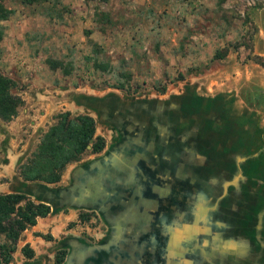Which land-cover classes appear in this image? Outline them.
Here are the masks:
<instances>
[{
  "label": "rangeland",
  "instance_id": "1",
  "mask_svg": "<svg viewBox=\"0 0 264 264\" xmlns=\"http://www.w3.org/2000/svg\"><path fill=\"white\" fill-rule=\"evenodd\" d=\"M2 3L10 13L1 21L0 73L13 80L22 103L11 119H0V191L22 189L18 165L67 110L90 115L104 146L66 166L59 185L67 184L69 166L114 146L137 143L153 152L163 144L179 168L190 163L215 189L232 184L262 202L254 197L264 192V162L239 164L254 138L264 146V0ZM103 224L96 209L76 208L66 236H42L54 245L42 264H54L65 237L94 241L90 234ZM29 262L15 248L9 264Z\"/></svg>",
  "mask_w": 264,
  "mask_h": 264
},
{
  "label": "flooded vegetation",
  "instance_id": "2",
  "mask_svg": "<svg viewBox=\"0 0 264 264\" xmlns=\"http://www.w3.org/2000/svg\"><path fill=\"white\" fill-rule=\"evenodd\" d=\"M162 140L160 137L156 142ZM259 145L256 138L251 141L249 154L242 156L240 166L243 163L255 168L253 166L264 162V146ZM158 146L154 145L153 152L141 153L128 143L116 147L108 161L126 165L129 173L127 191L120 192H128L129 196L117 201L127 203L123 212L129 209L139 212V227L144 237L142 249L145 250V254L140 255L143 256L140 264H206V259L214 264H264V192L256 190L254 198H262L259 204L257 199L244 196L250 190L240 192L243 190L239 191L232 184L217 190L206 177L201 179L192 174L188 170L190 163H186L187 168H179L175 154L163 144L161 148ZM158 155L168 160L163 161ZM222 157L227 161L233 159L230 155ZM247 177L241 175L239 180L247 181ZM149 183L152 187L145 190ZM238 194L242 197L240 201ZM112 233L104 223L96 240H82L103 244ZM113 248L118 249L117 242ZM214 252L217 256H211Z\"/></svg>",
  "mask_w": 264,
  "mask_h": 264
},
{
  "label": "trees",
  "instance_id": "3",
  "mask_svg": "<svg viewBox=\"0 0 264 264\" xmlns=\"http://www.w3.org/2000/svg\"><path fill=\"white\" fill-rule=\"evenodd\" d=\"M31 4L39 0H22ZM0 0V40L3 37L1 21L5 20L10 10ZM218 54L216 57H220ZM96 67H106L103 63ZM13 80L0 73V119L7 121L17 112L21 98L12 92ZM104 146V139L95 134L93 118L85 113L71 114L69 111L58 112L55 121L41 134L35 148L18 165V175L24 181L56 183L65 166L77 161L89 151L97 153ZM89 147V149L87 148ZM50 211L48 204L33 201L21 192L0 193V260L4 264L12 261V253L20 233L35 223L36 218L46 216ZM38 235V233L36 234ZM49 239V235L45 236ZM22 255L30 259L33 252L27 244L20 248ZM65 251L54 256V263L60 264Z\"/></svg>",
  "mask_w": 264,
  "mask_h": 264
},
{
  "label": "water",
  "instance_id": "4",
  "mask_svg": "<svg viewBox=\"0 0 264 264\" xmlns=\"http://www.w3.org/2000/svg\"><path fill=\"white\" fill-rule=\"evenodd\" d=\"M132 149H140L141 153L151 152L145 148L142 144L133 143ZM114 146L112 151L106 152L102 156L95 157L94 159L86 162L85 164L77 165L75 167V172L73 179L65 187H55L52 188L48 183L41 181H23L26 182L22 189L19 191L11 192H21V193H30L39 198L40 202H44L52 207V210H55L58 207L63 205H69L76 208H90L96 209L103 219L104 223L107 224L109 218H111L112 212L116 213L117 218L123 221L124 217V208L127 206V203L117 201L121 197L129 196L125 184L129 182V173L127 171L126 165L122 164H109L110 156L113 155ZM89 149V147H87ZM117 155V154H115ZM120 157V155H118ZM162 160H168V157L158 155ZM107 162V163H106ZM136 180H139L138 178ZM149 183L148 186H145V190L150 189L152 186ZM151 186V187H150ZM21 187V186H20ZM125 187V188H124ZM141 187L144 189L143 185ZM132 192L131 194H133ZM116 196V198H115ZM101 205V206H99ZM139 217H131V224L133 228L135 227L141 242L143 243V236L140 229ZM136 223V224H135ZM135 224V225H133ZM140 229V230H139ZM117 230L112 233L109 238L103 244H89L85 245L80 240L75 238H68L71 243H68L70 246L69 252L66 254L65 259L62 264H84L87 258L90 261H94V256H108L107 260L112 262L119 261L123 256H128L131 254L137 256V254H145L142 245L140 247H132L129 243L130 238L122 237L117 238ZM115 242H117V248H113ZM58 247H62L63 243H58ZM80 246H86L82 258H76L74 256H81L82 252H79L77 248ZM217 256V253L214 252L211 256ZM114 255V256H112ZM107 262V261H106ZM98 261L94 262V264ZM0 264H3L0 262ZM93 264V263H92Z\"/></svg>",
  "mask_w": 264,
  "mask_h": 264
},
{
  "label": "crops",
  "instance_id": "5",
  "mask_svg": "<svg viewBox=\"0 0 264 264\" xmlns=\"http://www.w3.org/2000/svg\"><path fill=\"white\" fill-rule=\"evenodd\" d=\"M263 135H264V132H263ZM68 165H70V163L67 164L66 166ZM75 167H76V164H72L71 166L68 167V170H67L68 181L66 185H59L62 174L58 182L51 183L48 185L53 186V184H56L58 187L67 186L70 183V181L73 179L72 176H74L73 174L75 172ZM63 170H65V168ZM2 172L4 173L5 170L3 169ZM11 191H14V189H5V191H0V193H7ZM63 207H66L67 209L66 212H62ZM138 214L139 212L136 211L135 209H129L124 212V217H122L123 218V221H122L117 218L116 213L112 212L111 218L108 219L107 224H106L108 230L110 231L113 230V232L117 230L118 235H119L117 236V238H122L125 236L128 239L129 237L130 238L129 243H133L132 247H135V249L136 247H140L141 245H143V243L141 242V239L139 238L138 233L136 231L132 232V230L134 229L136 230V228L135 227L133 228V226L130 225L131 217L132 218L139 217ZM75 217H76V207L69 206V205H63L61 207L56 208L55 210H52V207L50 206V211L46 216L36 218V221L33 225L26 227L21 232L15 244L16 250H20V248L23 245L27 244L28 248H30L33 252L32 257L30 259H27V260H31L32 262L31 263L29 262L27 264H42V259L44 258V256L49 255V254H54V250L52 249L54 245L51 244L52 241L46 238H43L42 236L44 234H49L52 237V240L55 237H57L59 233H62L64 236H66L68 233V229L63 230V228L65 227V224L69 220L75 219ZM37 233L38 235H36ZM90 235H93L92 236L93 239L96 240L99 234L95 233L94 231ZM64 239L66 240H63V241L61 240L60 242L63 243L62 248L65 249L64 250L65 251L64 259H65L66 254L69 252V249H70V246L66 242L71 243V241L67 240L68 239L67 237H65ZM75 239H78V238H75ZM80 242H82L85 245L91 244V243H86L82 239L80 240ZM101 243H98V244H101ZM84 247L86 246H80L79 248H77L79 252H82V253H81V256H74V257H76L77 259L82 258L83 257L82 255L85 251ZM141 254L142 253L137 254V256L128 254V256H123L119 261H116V262H112L111 260L108 261L107 260L108 256H94L93 262L90 261L89 258H87L84 264H92V263L94 264V262L96 261H98V263L96 264H99L100 262L102 263L104 261H105V264H140L143 260L142 258L143 256H140ZM206 264H214V263L211 260L206 259Z\"/></svg>",
  "mask_w": 264,
  "mask_h": 264
}]
</instances>
